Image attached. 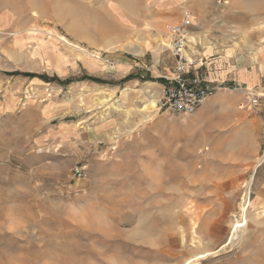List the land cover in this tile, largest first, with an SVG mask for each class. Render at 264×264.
<instances>
[{
  "label": "rangeland",
  "instance_id": "rangeland-1",
  "mask_svg": "<svg viewBox=\"0 0 264 264\" xmlns=\"http://www.w3.org/2000/svg\"><path fill=\"white\" fill-rule=\"evenodd\" d=\"M181 1L0 0V264H264L261 120L160 104Z\"/></svg>",
  "mask_w": 264,
  "mask_h": 264
},
{
  "label": "crops",
  "instance_id": "crops-1",
  "mask_svg": "<svg viewBox=\"0 0 264 264\" xmlns=\"http://www.w3.org/2000/svg\"><path fill=\"white\" fill-rule=\"evenodd\" d=\"M226 1H181L182 7L190 10L192 20L186 51L203 60L198 73L205 82L224 83L226 87L239 83L264 90V0ZM166 42L167 34L162 42L167 51ZM224 90L228 88L218 90L202 108L225 101ZM236 96L244 99L243 92ZM250 119L257 125L261 120L256 115ZM257 193L264 198V171Z\"/></svg>",
  "mask_w": 264,
  "mask_h": 264
},
{
  "label": "built area",
  "instance_id": "built-area-1",
  "mask_svg": "<svg viewBox=\"0 0 264 264\" xmlns=\"http://www.w3.org/2000/svg\"><path fill=\"white\" fill-rule=\"evenodd\" d=\"M223 2H227L223 0ZM180 20L168 25L166 49L174 61L172 75L165 76L160 104L174 114L192 115L196 113L218 90H237L244 93L248 109L259 116L264 137V90L248 88L236 83L226 87L224 83L210 84L203 80L198 68L203 60L188 55L189 27L192 25L191 12L184 8ZM264 162V152L262 155Z\"/></svg>",
  "mask_w": 264,
  "mask_h": 264
},
{
  "label": "bare ground",
  "instance_id": "bare-ground-1",
  "mask_svg": "<svg viewBox=\"0 0 264 264\" xmlns=\"http://www.w3.org/2000/svg\"><path fill=\"white\" fill-rule=\"evenodd\" d=\"M263 163V158L261 157V160L258 162V164L256 165L255 169L260 166ZM253 179V176H252ZM251 183L252 180L250 182V184L248 185V189L246 194L244 195L243 198V202H242V218L240 220H237L236 223H234L233 225V231H232V235L231 238L229 240V243L235 242L237 241V239H239L241 237V231L244 227V225L246 224V218H245V212L247 210V204L249 202V197H250V187H251ZM189 262H186L185 264H188Z\"/></svg>",
  "mask_w": 264,
  "mask_h": 264
}]
</instances>
